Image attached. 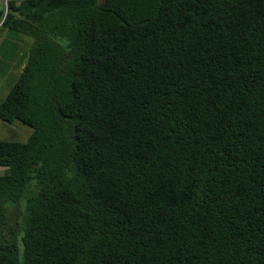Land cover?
<instances>
[{
    "label": "trees",
    "instance_id": "16d2710c",
    "mask_svg": "<svg viewBox=\"0 0 264 264\" xmlns=\"http://www.w3.org/2000/svg\"><path fill=\"white\" fill-rule=\"evenodd\" d=\"M32 39L0 101V264H264V0H6Z\"/></svg>",
    "mask_w": 264,
    "mask_h": 264
},
{
    "label": "rangeland",
    "instance_id": "374dc122",
    "mask_svg": "<svg viewBox=\"0 0 264 264\" xmlns=\"http://www.w3.org/2000/svg\"><path fill=\"white\" fill-rule=\"evenodd\" d=\"M6 0H0V9H5ZM32 39L25 35H12L7 28L0 27V101L17 80ZM31 129L19 122L6 124L0 121V140L10 142H26ZM5 169L0 168V175Z\"/></svg>",
    "mask_w": 264,
    "mask_h": 264
},
{
    "label": "crops",
    "instance_id": "0c3cea01",
    "mask_svg": "<svg viewBox=\"0 0 264 264\" xmlns=\"http://www.w3.org/2000/svg\"><path fill=\"white\" fill-rule=\"evenodd\" d=\"M17 2H20V1H22V0H16Z\"/></svg>",
    "mask_w": 264,
    "mask_h": 264
}]
</instances>
